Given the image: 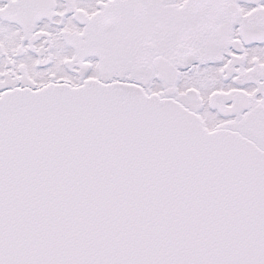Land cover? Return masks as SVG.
<instances>
[{
  "label": "snow or ice",
  "instance_id": "1",
  "mask_svg": "<svg viewBox=\"0 0 264 264\" xmlns=\"http://www.w3.org/2000/svg\"><path fill=\"white\" fill-rule=\"evenodd\" d=\"M0 264H264V0H0Z\"/></svg>",
  "mask_w": 264,
  "mask_h": 264
}]
</instances>
